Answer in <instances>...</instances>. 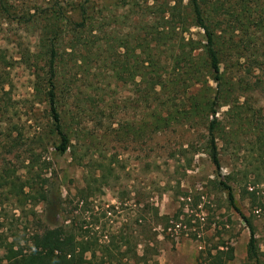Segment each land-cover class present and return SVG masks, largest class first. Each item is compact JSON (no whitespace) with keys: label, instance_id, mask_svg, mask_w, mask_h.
I'll return each instance as SVG.
<instances>
[{"label":"trees","instance_id":"16d2710c","mask_svg":"<svg viewBox=\"0 0 264 264\" xmlns=\"http://www.w3.org/2000/svg\"><path fill=\"white\" fill-rule=\"evenodd\" d=\"M0 21L37 31L35 52L23 53L21 61L33 71V98L46 104L47 132L56 141L53 145L58 155L69 152L81 165L84 156L77 151L81 131L73 129L70 119L97 115L95 109L81 106L80 91L76 93L73 86L65 88L70 85L65 74L66 58L72 62L75 78L103 68L115 82L135 87L144 112L139 123L124 120L113 131L114 136L150 140L174 125H187L204 133V151L215 167V186L226 194L228 207L241 216L248 230L242 264H264V250L255 227L236 205L233 188L222 174L218 146L222 123L217 116L226 106L228 117L251 126L255 151L264 155V118L255 119L247 98L239 101L249 89V81L233 75L239 72L244 52L254 54L248 56L247 72L264 69V41L259 45L256 42V35L264 36V0H0ZM191 27L202 31L201 40L185 36ZM237 32L248 37L249 43L240 40ZM5 67L0 62V92L8 95L5 88L10 85V74ZM194 86V92H187ZM253 86L259 87L264 96V76L257 77ZM67 90L75 96L74 111L70 110ZM105 106L113 108L109 103ZM257 112L262 114L260 106ZM8 116L6 109L0 111L3 121ZM232 123L223 128L230 129ZM10 136L6 130L4 137ZM5 153L10 154L11 149L6 148ZM1 161L0 196L9 203L16 202L13 209L20 211L29 204L33 217L38 214L37 202L32 199L41 197L46 223L34 232L19 235L9 234L0 222V264H155L156 229L162 225L167 230L182 222L190 226L189 217L179 219V211L171 219L159 216L154 197L148 195L139 217L145 233L142 252L136 250L138 242L122 250L131 236L111 227L115 206L100 208V219L96 205L89 201L100 191L96 184L111 188L117 181L116 160L104 164L96 160L97 169L85 174L86 187L71 198H62L49 178L41 183L19 180L11 161ZM62 214L65 216L59 223ZM98 226L100 230L93 231ZM197 235L195 232L193 237ZM233 259L234 247L220 242L201 249L196 264H227Z\"/></svg>","mask_w":264,"mask_h":264},{"label":"rangeland","instance_id":"374dc122","mask_svg":"<svg viewBox=\"0 0 264 264\" xmlns=\"http://www.w3.org/2000/svg\"><path fill=\"white\" fill-rule=\"evenodd\" d=\"M237 34L242 36L239 32ZM185 36L201 40L203 33L191 27ZM256 38L258 45L263 43V34L256 35ZM36 40L37 31L34 28L25 29L15 22L0 21V62L10 74V85L5 88L9 94L0 92V111L6 109L9 115L5 121L0 117V163L1 158L10 160L21 181L34 179L36 183H41L42 179L49 178L62 198H71L77 190L86 187L85 174L97 169L96 160L103 164L109 159L116 160L117 181L111 188L96 184L100 191L89 201L96 205L95 211L100 219V208L115 206L111 227L131 236L122 250L138 242L136 250L139 254L142 252V234L145 233L139 217L143 215L142 202L145 203L149 195L154 197L159 216L171 219L179 211L180 220L190 219V226L182 222L167 230H163L162 225L156 229L159 235L154 246L158 251L155 264H196L201 249L220 242L234 247V259L227 264H242L246 255L248 230L241 216L228 207L226 194L215 186V167L204 151V133L187 125H174L159 131L150 140L113 135V131L124 120L132 123L143 120L142 102L134 93L133 85L115 82L103 68L98 72H95V68L91 69V72L76 80L72 62L66 58L65 74L70 85H65V88L73 86L76 93L80 91L78 101L81 106L95 109L97 115L70 119L73 129L81 131L77 144L78 154L84 156L80 160L81 165L73 160L69 152L64 155L55 152L53 144L56 141L47 132L46 104L33 98V71L21 61L23 53L35 52ZM240 40L249 43L245 35ZM250 55L254 57L251 52L243 53L244 57L239 59V72H233V75L236 79L249 81L247 91L250 92H243L244 96L240 95L239 101L243 102L247 98L246 104L255 111V119H263L264 96L253 83L257 77L264 76V69L247 72ZM98 65L101 66L100 63ZM95 73L100 75L95 77ZM196 89L194 86L187 92ZM66 98L71 105L70 110L74 111L75 96L67 90ZM107 103L113 106L111 110L105 106ZM258 106L262 114L257 112ZM226 111L227 107L224 106L217 113L222 123L219 132L222 139L218 143L222 174L233 188L236 205L253 223L261 249L264 250V155L260 156L255 151L251 126L233 121ZM231 123L230 129L223 128V125L229 126ZM6 130L11 132L9 139L4 137ZM6 148L11 149L10 154L5 153ZM184 194H188V197H184ZM3 197L0 196V203L3 204L0 207V222L9 234H27L45 225L46 219L42 216L45 201L41 197L32 199L37 202V217L31 214L29 204L25 205L24 211H20L13 209L16 202L9 203ZM64 216H60L59 223ZM171 223H175L174 219ZM99 227L93 228V231H99ZM195 232H198L196 238L193 237Z\"/></svg>","mask_w":264,"mask_h":264}]
</instances>
